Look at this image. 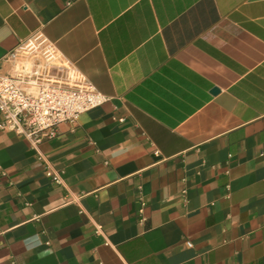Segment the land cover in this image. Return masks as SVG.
Returning <instances> with one entry per match:
<instances>
[{"label":"crops","instance_id":"crops-1","mask_svg":"<svg viewBox=\"0 0 264 264\" xmlns=\"http://www.w3.org/2000/svg\"><path fill=\"white\" fill-rule=\"evenodd\" d=\"M32 43L108 99L0 129V264H264V0H0V74Z\"/></svg>","mask_w":264,"mask_h":264},{"label":"built area","instance_id":"built-area-1","mask_svg":"<svg viewBox=\"0 0 264 264\" xmlns=\"http://www.w3.org/2000/svg\"><path fill=\"white\" fill-rule=\"evenodd\" d=\"M19 50L10 55L15 75L0 74V129L23 136L38 150L43 140L57 135L61 123H76L81 113L108 97L60 58L44 70L21 66ZM39 158L46 163V175L54 183H62L63 171L42 154ZM96 232H102V227L97 226Z\"/></svg>","mask_w":264,"mask_h":264},{"label":"rangeland","instance_id":"rangeland-1","mask_svg":"<svg viewBox=\"0 0 264 264\" xmlns=\"http://www.w3.org/2000/svg\"><path fill=\"white\" fill-rule=\"evenodd\" d=\"M40 46H46V49L39 52L38 48ZM54 54L51 47L44 43H32L23 46L19 50V61L21 66L28 69H42L44 70L48 65L53 64V62H59V56L54 54L55 57L50 55ZM37 55V56H35Z\"/></svg>","mask_w":264,"mask_h":264},{"label":"flooded vegetation","instance_id":"flooded-vegetation-1","mask_svg":"<svg viewBox=\"0 0 264 264\" xmlns=\"http://www.w3.org/2000/svg\"><path fill=\"white\" fill-rule=\"evenodd\" d=\"M45 49H46L45 46H40V47L38 48L39 52H42V51H44ZM35 56H37V55H35Z\"/></svg>","mask_w":264,"mask_h":264},{"label":"water","instance_id":"water-1","mask_svg":"<svg viewBox=\"0 0 264 264\" xmlns=\"http://www.w3.org/2000/svg\"><path fill=\"white\" fill-rule=\"evenodd\" d=\"M214 91H217V89H215Z\"/></svg>","mask_w":264,"mask_h":264}]
</instances>
